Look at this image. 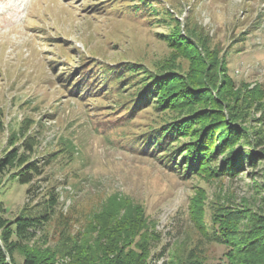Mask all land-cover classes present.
Returning a JSON list of instances; mask_svg holds the SVG:
<instances>
[{
    "label": "rangeland",
    "instance_id": "obj_1",
    "mask_svg": "<svg viewBox=\"0 0 264 264\" xmlns=\"http://www.w3.org/2000/svg\"><path fill=\"white\" fill-rule=\"evenodd\" d=\"M193 66L208 70L207 88L189 82L197 103L172 83L189 81ZM130 68L140 73L112 79ZM152 72L167 74L177 107L158 110L152 100L133 110L131 92ZM172 116H186L182 141L212 140L211 170L183 176L144 143ZM5 159L0 264L54 252V264H69L114 194L156 221L149 264L193 248L206 264H227L230 246L204 238L195 220L212 224L216 210L227 211L231 219L213 226L234 233L235 250L264 222V0H0ZM33 164L41 173L22 183ZM45 210L47 219L25 220Z\"/></svg>",
    "mask_w": 264,
    "mask_h": 264
},
{
    "label": "trees",
    "instance_id": "obj_2",
    "mask_svg": "<svg viewBox=\"0 0 264 264\" xmlns=\"http://www.w3.org/2000/svg\"><path fill=\"white\" fill-rule=\"evenodd\" d=\"M192 61L195 62L196 60L192 58ZM198 63L207 68L211 66V63H207L202 57L198 59ZM126 71L140 73L138 69L130 68L125 70L124 73L117 72L113 74L112 79L124 80ZM207 71L204 73L196 72L193 66L187 77L189 81L187 79L182 80V78L179 80L178 76H174L172 78L173 84L181 81V84L175 90L182 91V97L186 96V100L190 98L189 100L193 101L192 103L199 102L198 96L193 97L192 93H189L192 89L189 82L192 79L193 84L207 88ZM196 73H199V76ZM165 75L167 74L152 72L141 78L142 85L140 89L131 92L132 97L129 99L134 102L133 110L150 106L152 100L155 104L154 107L158 110L177 107L176 104L171 103L175 99L165 92L167 88H170V84L163 87V80L167 79ZM126 88L123 89V92ZM125 104H128V102H125ZM186 121V116L166 118V120H162L160 126L145 132L143 139L146 145L152 143L153 149L161 148L163 152L160 157L166 158L167 165L177 168V172L182 173L183 176L198 174L204 169L211 170L210 163H214V158L217 157V152L212 146V140L206 134L199 138L193 136L190 142L182 141L189 134ZM14 135L15 133L12 136ZM8 165L9 161L7 159L0 162V168H5ZM219 171L217 174L222 173ZM40 173L41 168L33 164L29 171L19 175V180L22 183H28L34 179L35 175ZM54 199L53 196L50 201L53 203ZM109 200L110 203L105 204L94 216L90 230L93 232L92 235L85 236L82 242L75 244L76 254L69 264H149L153 249L161 238L156 229V221L148 217L142 205L131 201L129 197L114 194ZM48 215L49 213L46 211L38 216L30 215L25 220L28 221V224H32L31 221H38L40 218L47 219ZM230 219L231 215L227 211L218 209L211 217L212 224H208L201 216L200 220H195V225L204 238L230 246V249L226 252L227 264H264V222L258 226L260 228L254 227L255 231L250 234L246 240L247 242L243 243L242 241V244L235 250L232 248L233 245H230L234 244V240H232L234 233L226 227L223 231L213 226V223H224ZM164 253L165 248L161 250L159 256ZM39 257L43 259L42 264H54L57 252L42 256L36 253L33 258L26 257L25 263L36 264ZM161 264H206V261L193 248L188 253L186 251H180V253L170 252V258L164 260Z\"/></svg>",
    "mask_w": 264,
    "mask_h": 264
}]
</instances>
